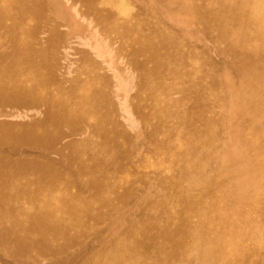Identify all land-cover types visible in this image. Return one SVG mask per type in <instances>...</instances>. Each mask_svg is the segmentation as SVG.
<instances>
[{
	"label": "bare ground",
	"instance_id": "bare-ground-1",
	"mask_svg": "<svg viewBox=\"0 0 264 264\" xmlns=\"http://www.w3.org/2000/svg\"><path fill=\"white\" fill-rule=\"evenodd\" d=\"M147 2L192 15L243 69L264 59V0ZM142 5L0 0V264H264V233H255L264 232V125L242 130L241 158L258 184L248 212L219 214L232 176L220 168L211 185L209 169L191 160L196 143L175 146L166 130L176 123L193 141L218 102L215 75L204 46L173 36ZM89 26L101 58L120 60L108 68L133 74L127 103L140 121L136 145L115 118L104 59L88 50ZM79 29L83 44L72 43ZM260 70L241 76L247 110L264 108ZM138 147L144 168L132 176ZM191 180L197 192L189 200Z\"/></svg>",
	"mask_w": 264,
	"mask_h": 264
},
{
	"label": "rangeland",
	"instance_id": "rangeland-1",
	"mask_svg": "<svg viewBox=\"0 0 264 264\" xmlns=\"http://www.w3.org/2000/svg\"><path fill=\"white\" fill-rule=\"evenodd\" d=\"M64 1L65 0H62V2ZM141 1L143 5L140 8H147L151 14L150 16H156L159 21L165 23L170 34L178 36L181 41L186 40L189 41L190 44L204 46L205 48V53L203 54L206 65H208L210 72L215 75L217 82L215 91L218 92V102L212 104V113H210L207 116V119L201 123V126L199 125L201 130L199 134L194 136L193 141H191L190 136H187V133H185V135L180 131L179 126L176 123H170V126L166 127V130H171L170 141L175 146L180 145L182 148L186 146V143L188 142H190L189 145L191 142L196 143L195 152L196 154L198 153L197 158H189L198 163L197 167L200 171L203 167L205 170L209 169L210 173L208 176H211L209 182L215 180L214 176L218 175L220 168L223 169V174L232 176L234 182L231 187V195L220 198L217 209L218 213H226L229 216H236L239 212H245L243 214L246 215L248 207L245 203L251 202V199L254 196L253 189L256 188L258 184L255 185V179L249 178L250 173H246L245 166L248 164L247 159L243 157L241 158V151L247 141V133L243 135L242 130H245L246 128L249 130L251 125L263 126L264 108L254 107L251 110L245 109L243 102V90L240 89V81L242 74L252 73L257 64L264 65V59L258 58L256 62L249 63L245 69H243L240 66L242 60L226 57L225 53L223 54L221 50H217L215 42L211 39H207L203 35L201 28L196 24L192 15L185 12L183 9H175V6L165 9L164 7L160 8V6H156V3L154 2L148 3L147 0ZM212 1L214 2L213 4L217 2H225L226 4L229 3V0ZM132 4L134 3L132 2ZM69 11L70 15L75 14L74 8ZM89 28H86L88 32V50L93 52L92 57L95 60L100 61L104 59V63L102 64L103 68L107 73L109 72L108 75L115 82L110 92V97L114 104L115 118L121 126L125 137H130L134 145H136L142 138V135H140V121L135 119L131 114L130 107L127 103L128 96L130 95L134 84L133 74L130 70L129 72L124 73L122 70L118 69L117 73L115 72L117 69H114L113 67L108 68V64H117L120 63V60L117 57H114L113 54H105L103 59L101 58L102 55L99 53V46L103 43H101L97 31H91L90 26ZM81 31L82 29L77 31L74 30V33L77 34L79 39H77V41L74 39L72 43L83 44L81 41ZM170 47L171 49L176 48L175 44L170 45ZM225 50H229V47H225ZM178 60L183 61L184 59L178 58ZM165 61L167 63H176V60L171 61L166 59ZM263 71L264 70H260L259 74H262ZM122 73H124V75H122ZM255 74H258V71H255L254 75ZM120 91H122V93H120ZM177 96L178 95H176V97ZM204 132L207 133L206 142H201ZM182 136L183 138H178ZM259 138L262 139L263 136H259ZM131 153L134 157L132 160V169L134 170H132L131 173L130 171L127 173L132 176H136V173L138 171L141 173L144 168L141 166V159L144 151L142 147H138ZM164 155L165 159H170L168 150H166ZM211 185L216 186L217 181L211 182ZM196 192L197 191L193 190L192 180L188 181L185 189L186 198L189 200L194 199L193 195ZM148 197L149 199L146 203L150 202L152 199L150 194ZM161 197L162 196L159 198L161 199ZM142 216L146 217V215ZM167 218L170 217H166V219ZM252 230L254 229L249 228V231L247 232L251 233ZM255 233L264 232L256 231ZM251 244L254 248L258 247L257 241H251Z\"/></svg>",
	"mask_w": 264,
	"mask_h": 264
}]
</instances>
